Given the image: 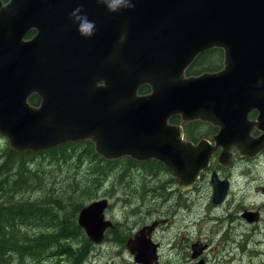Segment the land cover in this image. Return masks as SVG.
Here are the masks:
<instances>
[{
    "label": "water",
    "instance_id": "1",
    "mask_svg": "<svg viewBox=\"0 0 264 264\" xmlns=\"http://www.w3.org/2000/svg\"><path fill=\"white\" fill-rule=\"evenodd\" d=\"M90 1L89 13H97L93 8L98 0ZM71 2L0 1V135L12 151L39 152L90 140L107 160H158L183 189L208 165L212 149L203 142L184 143L180 125L168 123L170 116L180 114L181 124L195 119L219 124L214 140L224 146L225 159L229 143H236L242 154L248 150L240 143L247 145L250 155L263 147L264 139H252L248 132L253 124L264 127L259 96L264 84V0H131L134 7L117 11L121 34L107 35L102 47L78 33L70 18L76 9ZM80 8L88 17L87 7ZM23 14L26 22L46 24L29 42L19 39ZM214 47L224 52V67L185 76L193 59ZM101 58L107 59L105 66L99 65ZM142 85L150 87L145 95L138 94ZM31 92L45 94L40 107L27 103ZM58 98L57 112L53 105ZM252 109L258 111L256 122L246 118ZM239 123L245 131L233 129ZM212 183V200L220 203L228 184L217 177ZM107 206L106 199H97L77 214V224L96 243L113 226L105 218ZM154 225L156 221L126 241L139 264L156 263L157 244L149 236ZM199 244H192V257L201 253Z\"/></svg>",
    "mask_w": 264,
    "mask_h": 264
},
{
    "label": "flooded vegetation",
    "instance_id": "2",
    "mask_svg": "<svg viewBox=\"0 0 264 264\" xmlns=\"http://www.w3.org/2000/svg\"><path fill=\"white\" fill-rule=\"evenodd\" d=\"M0 1L2 5H6L10 2V0ZM85 2L87 3L85 4ZM83 5L88 9V19L95 23L94 35L89 37V43H95L96 47H102L107 43V35L109 37H112L113 35L121 34V29H117V12H109L106 5L99 2L98 5L93 8V10L97 13L91 14L89 13L91 6L90 0H72L71 2V6L74 9L75 7L77 8ZM26 15L29 14L26 12ZM25 17L26 16H24L23 14L19 18L20 31L21 29L23 30L21 31V33H23L19 36V39H21V41L23 42H29L35 39L38 34L45 31L46 24L36 23L34 21L26 22ZM26 24H28V26H26ZM69 32L71 33V30ZM53 36L54 34L52 32L49 38L52 39ZM103 36L105 37L103 38ZM34 51L35 48L32 52ZM206 53L207 55H205ZM199 56H201L202 65L205 68L198 73L187 75V68L193 63L194 59ZM194 59L191 64L185 69V76H198L202 73H213L221 70L224 67V52L220 48L214 47L205 50L199 53ZM98 63L100 66H105L107 63V59H98ZM208 66H210V68H208ZM97 85L100 86L103 85V83L98 82ZM141 87H139L138 89L139 95H145L150 91V87L148 86V92L140 93L139 91ZM259 91L260 99H263V102L261 101L262 107V105H264V94L262 95V92H264V84L260 86ZM44 95V93L41 94L40 92H31L26 101L31 107L38 108L41 105ZM57 100L58 102L54 103L53 107L58 112L60 106V98H58ZM257 115L258 111L256 109H252L247 113L246 118L249 122H256ZM242 122L243 120L240 121V123ZM168 123L176 127L180 125L182 132L181 139L184 143H189L192 146H197L200 142H203L208 148L212 149L209 162L206 167L202 168L198 172V177L196 178L192 186L183 189L180 188V186L175 182V176L173 175L172 171L163 165L166 168V170L164 171V179L168 181V183L164 188V193L166 191L167 196L165 198H162V195L161 200H163L162 205L164 206V210H166V215H164L161 219H154L149 224L141 225L134 232H132V235L138 232L142 227L150 225L156 221V225H154L149 235L150 239L157 244L156 263L152 262L151 264H168L167 262L174 261L177 259V257L184 262L188 261V264H208L204 253L207 251L209 243H204V241H202L204 240L202 239V235L199 234L202 229L201 224L205 222V220H207L208 222H213L214 224L219 223V231L222 235H224L226 233V230L221 229V225L225 222V220H230V222L232 223H234V220H238L239 223L245 222L247 224H250L257 222L264 216V199L258 202L255 206H252V203L250 201V192L252 185L256 189V191L264 197V176L259 175L257 170L258 165L261 164V162H259L260 157H264V144H262L263 147L258 151L256 155H250V147H248L247 145L240 143L241 146L243 145V148L245 150H248L242 154L240 153V150L238 149L236 143H229L228 150L226 151L228 158L225 159L221 156L224 146H216V142L214 140V136L221 128L219 124H214L210 121L202 119H195L181 124L180 114L170 116L168 119ZM238 127L239 128L233 127V129H241L243 131L246 130L244 125L240 124V126ZM248 137L252 139H256L258 137L264 139V127L257 128L255 124H253L248 132ZM147 160H154L156 162H159L156 159ZM151 171L156 173L157 170ZM153 172L147 174L146 178L153 179L158 177L154 175ZM214 177H217L219 181H226V183L228 184L226 194L220 203H215L212 200V179ZM154 198L156 200L158 199L156 196ZM180 200L182 202H180ZM226 204H228L227 210L229 212L226 210V208L223 207L226 206ZM219 207L221 208L220 213L216 212V214L212 218H209L210 216L207 211L209 209H218ZM251 217L252 221L250 220ZM191 218H193V220ZM187 221L191 222L190 225L192 226L196 224L198 225L197 236L195 238L189 237V239H187L186 237L185 229L188 226ZM116 226L120 228V226L114 224L113 226L105 229L103 240H108V237L106 238V233L112 235L113 237H115L114 235H117L116 232H118V230L115 229L117 228ZM157 230H161L162 232H164V234L160 235L159 237L155 236ZM234 230L235 227L233 226V230L230 236L232 235L234 237ZM132 235L130 237H132ZM146 236L148 237V235ZM130 237L128 236V238ZM162 240H178V242H173L170 247L167 248V252H170V250H173V252H175L172 256H166L161 251L164 246ZM181 240H195L196 242L200 243L199 246L201 247V253L197 257H192L191 252L189 254V258H187L185 252H183L184 247L181 245ZM192 243L193 242L190 243L191 246Z\"/></svg>",
    "mask_w": 264,
    "mask_h": 264
},
{
    "label": "rangeland",
    "instance_id": "3",
    "mask_svg": "<svg viewBox=\"0 0 264 264\" xmlns=\"http://www.w3.org/2000/svg\"><path fill=\"white\" fill-rule=\"evenodd\" d=\"M7 144V139L0 135V157L2 155L1 151H3ZM82 147L85 146L80 145L71 150L73 155L81 159L77 162L73 159L61 160L59 163H57L56 160L53 161L56 178L49 181V187L56 188L60 185L61 179L66 180L64 184L68 182V186L64 190L65 193L61 196L62 201H65L64 207H68L67 201L73 197V194L69 193L71 191L70 182L79 188L84 186L85 183L82 184L84 178H90L89 181L86 180V183L90 184L92 177H98V175H93L95 174L94 164L97 162L94 163L90 155L83 153ZM259 162H261V164H259L257 168L258 174L264 176V157H260ZM120 165L124 166L123 161L120 162ZM100 171L104 173L103 175L107 174L102 180H107L104 181L102 187L98 191L99 197L86 201L85 205L97 199H106L108 206L106 208L107 210H104V214L106 213L105 218L110 220L113 225L117 224L120 228L117 226V228H115L118 230V232H116L117 237H113L106 233V238L108 237V240H102L99 243L90 240L86 234L85 236L89 240L80 242L77 241L79 239L76 238H74L75 240H69L78 243H68L72 248L80 247L83 244L89 249L90 256H87L83 261L78 263L80 259L79 254L76 257L75 264H139L134 261L133 255L126 248V241L128 236L130 237L132 232L141 225L149 224L154 219H161L166 215V210H164V206L162 205L163 200H161L162 195V198L167 196L166 191L164 193V188L168 181L164 179V171L156 173L152 171L154 175L158 176L153 179L146 178L147 174L142 171L126 173L127 171H121L117 165L114 167L103 166ZM101 177L102 175H99V180ZM153 194L158 198L157 200L154 198L155 196H153ZM263 199V195L259 194L252 185L250 192L251 205L255 206ZM180 202L182 201L180 200ZM227 205L228 204L223 206L226 210ZM220 211L221 208L219 207L218 209H209L207 213L210 216L209 218H212L216 212L220 213ZM191 219L193 220V218ZM233 222L234 223L230 222V220H225L221 225V229L226 230L224 235L219 231V223L214 224L213 222L205 220V222L201 224L202 229L199 234L202 235V239H204L202 241H204V243H209L208 249L204 253L207 263L264 264V216L257 222L250 224L245 222L239 223L238 220H234ZM187 224L188 226L185 229L187 239H189V237L195 238L197 236L198 225L192 226L189 221H187ZM233 226L235 227L234 237L232 235L230 236ZM163 234L164 232L157 230L155 236L159 237ZM173 242H178V240H162L164 246L161 251L164 255L172 256L175 253L173 250L167 252V248H169ZM191 242L195 243L196 241L181 240V245L184 247L183 252H185L187 258H189V254L191 253ZM76 245L77 247H75ZM86 248L83 247V249H81L83 256ZM50 249H43L41 255L36 257V259H32L27 255H23L20 258L14 256L10 264H74L72 263V259L74 262V258L70 259L65 255H57L56 258L54 252H50ZM53 249L54 248H52V250ZM167 263L188 264V261L184 262L177 257L176 260Z\"/></svg>",
    "mask_w": 264,
    "mask_h": 264
},
{
    "label": "trees",
    "instance_id": "4",
    "mask_svg": "<svg viewBox=\"0 0 264 264\" xmlns=\"http://www.w3.org/2000/svg\"><path fill=\"white\" fill-rule=\"evenodd\" d=\"M204 68L199 56L187 68L186 74L198 73ZM148 91L149 87L144 85L139 92ZM80 145L85 146L81 148L83 153L90 155L94 163L97 162L94 164L95 174L93 175L98 177H92L90 184L86 183V180L89 181L90 178H84L82 184H85L79 188L70 182L69 193H72L73 197L67 201L68 207H64L65 201H62L61 196L65 193L68 182L64 184L66 180L61 179L59 186L49 187V181L56 178L53 161L56 160L59 163L66 159H73L76 162L81 160L71 152L73 148ZM1 152L0 263L8 264L14 256L20 258L27 255L36 259L43 249L50 248V252H54L55 257L65 255L70 259L74 258V262L72 259L74 264L79 254L78 263L89 256V249L83 244L72 248L68 243L78 244L69 241L75 240L74 238L79 239L77 240L79 242L89 240L83 228L77 224V214L86 201L99 197L98 191L107 180H102L107 174L103 175L104 173L100 171L101 167L117 165L121 171H127L126 173L142 171L146 174L151 173V170H157L156 172L166 170L163 164L154 160L136 161L128 156L113 161L106 160L95 152L90 140L69 142L39 152H14L7 144ZM121 161L124 166L120 165ZM99 175H102L100 180ZM114 236L117 237V235ZM83 247L86 248L84 256L83 252L81 253Z\"/></svg>",
    "mask_w": 264,
    "mask_h": 264
},
{
    "label": "clouds",
    "instance_id": "5",
    "mask_svg": "<svg viewBox=\"0 0 264 264\" xmlns=\"http://www.w3.org/2000/svg\"><path fill=\"white\" fill-rule=\"evenodd\" d=\"M98 2L104 3L109 12H117L121 9H131L134 7L131 0H98ZM83 9L77 7L70 13L74 23L78 24L77 31L83 37H91L94 35L95 23L90 21L86 15H81ZM124 37H121L123 41Z\"/></svg>",
    "mask_w": 264,
    "mask_h": 264
}]
</instances>
